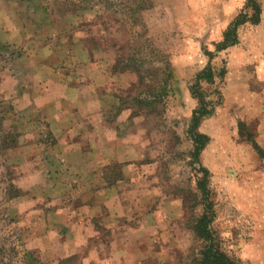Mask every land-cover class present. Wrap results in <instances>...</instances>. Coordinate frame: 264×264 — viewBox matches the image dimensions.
Instances as JSON below:
<instances>
[{
  "label": "rangeland",
  "instance_id": "374dc122",
  "mask_svg": "<svg viewBox=\"0 0 264 264\" xmlns=\"http://www.w3.org/2000/svg\"><path fill=\"white\" fill-rule=\"evenodd\" d=\"M38 1L47 15L32 0H0V96L16 111L5 128L18 133L16 147L0 159V218L14 219L6 229L0 224V239L7 233L10 241L20 239L41 264L72 256L88 264L108 253L111 222L100 205L91 211L88 235H73L87 215L79 155L102 149L100 140L87 141L94 124L119 119L124 142L118 140L115 157L139 144L136 168L147 171L158 206L168 197L177 202L164 238L131 242L134 258L123 264H139L136 250L146 246L162 264H198L204 246L194 232L204 213L199 166L209 172L210 228L219 248L236 264H264V160L238 135L242 123L264 150V0H256L259 23L238 27V44L220 52L215 45L247 0H152L144 11L135 8L142 0H112L107 9L102 0ZM207 65L228 74L199 86L206 104H218L198 126L209 142L196 164L187 130L198 100L190 88ZM58 84L77 85L81 97L86 90L89 113L83 115L76 96L60 101ZM58 117L67 119L66 128L60 122V130L52 128ZM72 124L83 127L66 145L61 140ZM115 157L111 150L103 165L91 164L109 184L123 180L124 163ZM9 184L19 196L5 203ZM162 216L154 222L164 229ZM155 252L148 264H157Z\"/></svg>",
  "mask_w": 264,
  "mask_h": 264
},
{
  "label": "crops",
  "instance_id": "0c3cea01",
  "mask_svg": "<svg viewBox=\"0 0 264 264\" xmlns=\"http://www.w3.org/2000/svg\"><path fill=\"white\" fill-rule=\"evenodd\" d=\"M218 43V42H217ZM231 48V47H230ZM227 73V70H226ZM228 74V73H227ZM58 89H60V98L59 100H69L78 98V103L80 104L78 107L83 111V115H87V96L86 90H84V96L81 97L79 95L80 88L75 86H69L58 84ZM49 93L46 92L44 94V98H46ZM92 96V95H90ZM124 112L121 113L124 114ZM120 116V117H121ZM55 122H51L52 128L54 130H60L58 127V122L60 126H67V119L62 117L54 118ZM79 122V121H78ZM118 122H122L119 119L113 124L110 125L105 121L101 120L94 124L95 131H90L87 136V141L94 137L96 140H100L102 149L99 154L96 152H85L83 155H79V157L84 156L85 161V171L82 175H84V207L86 209V221L85 227L83 229H78L76 226V233L73 234L76 239H79L78 236L88 235L87 232H90V226L88 222H91L94 214L91 213L92 210H96L98 205L101 206L102 212L105 214H100L103 219H108L111 222L110 225L106 226L108 229V238L110 245L108 247V253L103 255H97L98 257L94 262L88 260V264H123L126 261L131 262L134 258L133 255V247L130 246L133 241H142V242H151L158 239L162 240L164 236L168 233L167 225H170L172 219V211L174 203H177L172 199V197L164 198L163 206H158V203L154 199L156 188L150 184V179H148L147 171L144 169L136 168V161L138 157L134 156V148L139 149V144L135 147L134 144L131 146V150L126 151L122 156L115 157L117 153V145L118 140H122V138L118 137L117 127H121L122 124H117ZM124 124V122H122ZM53 125L55 127H53ZM118 125V126H117ZM81 125L72 124L68 127L67 131H64V136L62 138V142L66 145L73 144L74 138L73 134L78 133V129L82 128ZM85 127V126H84ZM102 128V130L100 129ZM70 138L67 139V136ZM86 137V136H85ZM66 140V142H64ZM113 142L112 149L107 150V142ZM255 141V140H254ZM256 142V141H255ZM135 143V142H133ZM138 143V142H137ZM257 143V142H256ZM92 144L93 140H92ZM124 145V144H123ZM124 146H120L119 152ZM112 150V154L115 158L114 160H118L123 162L122 169V181H119L114 184L106 183L105 179L102 176V172L99 170H94L91 164L94 161L96 163H102L106 159L110 160V153ZM204 150V149H203ZM203 152V151H202ZM139 153V152H138ZM106 160V161H107ZM99 161V162H98ZM105 161V162H106ZM245 161H248L245 159ZM250 162V161H249ZM243 163V162H242ZM103 165V163L101 164ZM91 166V167H90ZM247 166V165H246ZM90 167V168H87ZM243 172L248 173L247 169L244 167L242 169ZM95 172V174H94ZM94 178V179H93ZM142 179L140 184H137L139 180ZM138 204H140L143 210L138 208ZM158 206V207H157ZM165 208V212L162 209ZM143 211V212H142ZM142 212V214H140ZM91 213V216L90 214ZM162 216L165 227H158L154 218L157 216ZM90 218L87 220V218ZM84 222L79 218L77 221ZM137 220V224L134 225V221ZM82 224V223H81ZM169 241V240H168ZM146 251L142 252L141 249H135L137 252V257L139 258V264H148V258L153 256L154 250H150L148 246L145 247ZM160 254L155 252L156 263H160L159 259ZM168 258L171 259V255H168ZM171 260H169L170 262ZM164 264H168L166 259L163 262Z\"/></svg>",
  "mask_w": 264,
  "mask_h": 264
},
{
  "label": "trees",
  "instance_id": "16d2710c",
  "mask_svg": "<svg viewBox=\"0 0 264 264\" xmlns=\"http://www.w3.org/2000/svg\"><path fill=\"white\" fill-rule=\"evenodd\" d=\"M32 1L35 11L41 10L44 14L43 16L47 15L45 6L41 5L38 0ZM87 1L88 0H81L79 3L85 4ZM111 1L112 0H102L106 6V9L107 7L111 6ZM151 1L152 0H142L140 3H138V5H136V10L144 11L151 8ZM260 13V6L257 1L247 0L245 8L236 15L234 20L229 24L223 33L222 40L215 45V50L220 52L230 47L236 46L238 44L236 37L237 28L243 26L246 23L257 25L259 23ZM225 75V67H220L218 70H216L210 65H207L196 74L193 86L190 88L192 96L198 100V108L193 111L189 129L187 130L188 137L193 145L191 156L195 160L194 162L196 164H199V156L209 142V138L207 136L197 133L198 126L203 118L209 117L213 114L214 108L218 104H215L209 100L207 105L205 103V99L203 98L205 94L204 92H200L199 86L202 83L213 86L216 78H220L219 80H221ZM217 93L220 94L219 92ZM212 104H215V106ZM14 113L16 115L13 105L9 101L2 100L0 96V159L4 157L7 151L14 149L18 142V133L12 128H5V122L8 121ZM239 128V137L252 147L253 151L260 159L264 160V150L261 149L260 146L254 141L252 133H245L243 130L244 125L242 123L239 124ZM199 171L202 174V178L197 181V188L202 196L201 200L203 201L202 205L204 206V213L198 218V221L194 227V232L196 236L204 242V246L200 252V259L197 261V263L236 264L229 256L221 251L210 228V224L213 221L215 214L210 203L208 202L209 190H207V181L209 172L202 166H199ZM17 196H19L18 189L14 188L12 184H9L4 190V198L2 199V202H10ZM12 222H14L12 216H9L8 214H2V217L0 218V224H6L5 229L10 226L9 224H13ZM9 232H13L12 228L9 230ZM10 237L11 234L7 233L0 239V264H41L33 257L31 252L25 250L20 239L10 241L8 240ZM77 260V256H72L60 260L59 264H76Z\"/></svg>",
  "mask_w": 264,
  "mask_h": 264
}]
</instances>
